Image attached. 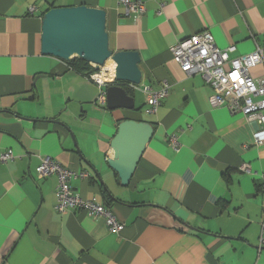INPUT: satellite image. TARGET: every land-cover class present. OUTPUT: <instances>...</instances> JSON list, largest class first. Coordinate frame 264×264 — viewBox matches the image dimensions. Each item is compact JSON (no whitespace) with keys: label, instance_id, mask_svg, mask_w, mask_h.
Segmentation results:
<instances>
[{"label":"crops","instance_id":"0c3cea01","mask_svg":"<svg viewBox=\"0 0 264 264\" xmlns=\"http://www.w3.org/2000/svg\"><path fill=\"white\" fill-rule=\"evenodd\" d=\"M144 4L134 21L116 0H0V152L13 154L0 164V264H264L257 242L264 140H253L258 133L264 138V126L212 108L210 88L199 75L185 76L170 53L208 31L217 48H234L230 58L256 47L264 55V0ZM80 5L105 11L111 52H138L140 84L168 86L154 113L145 112V96L132 89L128 94L134 100L139 92L141 103L108 110L97 103L98 85L41 53L44 13ZM249 74L263 78L264 62ZM123 119L154 129L127 187L105 162ZM171 135L177 151L168 144ZM43 156L88 173L72 179L71 188L109 207L123 229L111 233L103 219L79 211L57 213L56 177L35 171Z\"/></svg>","mask_w":264,"mask_h":264},{"label":"built area","instance_id":"2783aa9c","mask_svg":"<svg viewBox=\"0 0 264 264\" xmlns=\"http://www.w3.org/2000/svg\"><path fill=\"white\" fill-rule=\"evenodd\" d=\"M124 17L139 20L145 13L144 0H116ZM163 4H159L161 11ZM233 47L221 50L215 46L213 36L208 31L192 35L170 48L173 61L179 66L185 76L199 75L211 90L209 104L212 108L225 107L230 113H240L248 120H255L264 126V77L253 78L249 70L264 62L263 50L259 47L250 54L230 58ZM94 67V65H92ZM113 71L114 64L112 63ZM106 64L89 75L88 79L100 88L97 103L105 105V90L101 87L114 82L110 79H100L101 73L109 72ZM128 88L139 91L145 96L146 113H154L156 108L169 94L168 86L164 84L160 89L154 90L148 85L126 84ZM254 143H261L264 138L261 133L255 134ZM169 146L178 150V140L174 135L168 138ZM13 159L12 151L0 152V164ZM241 171L249 172L246 165L240 167ZM40 178L54 175L57 179L55 189V211L59 214L67 211H79L88 217L103 219L111 233H119L124 225L119 223L109 207L100 204L94 198L85 199L76 193L70 181L76 177L87 178L88 173H79L63 167L49 157H40L35 169ZM262 190L264 193V176H262ZM259 248H264V223L260 229Z\"/></svg>","mask_w":264,"mask_h":264},{"label":"water","instance_id":"95a60500","mask_svg":"<svg viewBox=\"0 0 264 264\" xmlns=\"http://www.w3.org/2000/svg\"><path fill=\"white\" fill-rule=\"evenodd\" d=\"M41 27V53L64 62L82 59L96 69L108 60L114 64V82L105 88L106 108L134 109V100L121 84L140 85V57L136 51L111 52L106 32V13L102 9L80 5L51 8L44 13ZM151 124L129 119L120 120L110 147L112 158L107 166L117 175L119 186L127 187L153 136Z\"/></svg>","mask_w":264,"mask_h":264},{"label":"trees","instance_id":"16d2710c","mask_svg":"<svg viewBox=\"0 0 264 264\" xmlns=\"http://www.w3.org/2000/svg\"><path fill=\"white\" fill-rule=\"evenodd\" d=\"M67 64L70 68H72L77 73L83 75L84 77H88L89 75L97 72L96 68L88 64V62L82 59H79V58H73L69 60ZM121 86L126 90L127 93H129V91L131 90V89L128 90L127 88H125L126 86L125 84L124 85L121 84Z\"/></svg>","mask_w":264,"mask_h":264},{"label":"bare ground","instance_id":"6f19581e","mask_svg":"<svg viewBox=\"0 0 264 264\" xmlns=\"http://www.w3.org/2000/svg\"><path fill=\"white\" fill-rule=\"evenodd\" d=\"M107 63L110 64V67L112 66V61L111 60H108ZM104 71H107V70H103L102 73H101V76L100 79H110L114 76V71H113V67L109 68V72H104Z\"/></svg>","mask_w":264,"mask_h":264},{"label":"rangeland","instance_id":"374dc122","mask_svg":"<svg viewBox=\"0 0 264 264\" xmlns=\"http://www.w3.org/2000/svg\"><path fill=\"white\" fill-rule=\"evenodd\" d=\"M105 64H107V62L105 63ZM109 64V63H108ZM108 67V66H107ZM95 68V67H94ZM97 70V69H96ZM98 71V70H97ZM113 83H115V82H113ZM134 100H135V102H136V104H139V102L141 103L142 102V98H141V94L139 93V92H135L134 93Z\"/></svg>","mask_w":264,"mask_h":264}]
</instances>
